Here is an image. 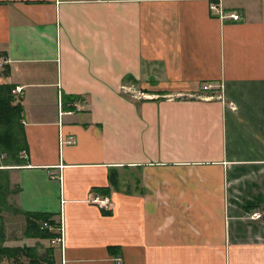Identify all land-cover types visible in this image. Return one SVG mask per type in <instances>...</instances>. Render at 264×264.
<instances>
[{
    "label": "crops",
    "instance_id": "0c3cea01",
    "mask_svg": "<svg viewBox=\"0 0 264 264\" xmlns=\"http://www.w3.org/2000/svg\"><path fill=\"white\" fill-rule=\"evenodd\" d=\"M0 54L27 145L4 246L41 247L32 212L55 264H264V0H0Z\"/></svg>",
    "mask_w": 264,
    "mask_h": 264
},
{
    "label": "trees",
    "instance_id": "16d2710c",
    "mask_svg": "<svg viewBox=\"0 0 264 264\" xmlns=\"http://www.w3.org/2000/svg\"><path fill=\"white\" fill-rule=\"evenodd\" d=\"M3 54H0L2 57ZM5 71V72H4ZM4 71L0 76H8L10 69L4 66ZM14 86L12 84H0V153L5 155V166L18 165L23 162L21 153L27 150L25 134L23 129L24 107L12 94ZM76 98L71 97L64 100L65 105L74 103ZM72 109V106H69ZM117 174H111V185H116ZM107 192V190L105 191ZM10 194L9 183L0 176V206ZM8 195V196H7ZM2 208V207H1ZM9 208V205H8ZM19 213V210H15ZM1 214V212H0ZM26 236L42 240H52L58 234L49 228H44V223L57 227L52 216L44 213L26 212ZM5 232L0 228V262L5 260L7 264H55L54 249L47 248L45 255H40L36 247H6L4 246Z\"/></svg>",
    "mask_w": 264,
    "mask_h": 264
},
{
    "label": "built area",
    "instance_id": "2783aa9c",
    "mask_svg": "<svg viewBox=\"0 0 264 264\" xmlns=\"http://www.w3.org/2000/svg\"><path fill=\"white\" fill-rule=\"evenodd\" d=\"M212 10L218 12L219 16L222 18V19H226V18H231L232 20L234 21H239L241 19V14L237 13H232L230 15H228L227 13H225L223 11V9H221L219 6H216L215 4H213L212 6ZM2 60L1 63H0V67H2L4 65V63H6V61ZM200 90L204 91V92H209V91H213L215 90V88L211 85V84H204ZM218 90V89H217ZM23 92V89L20 88V87H16L14 90H13V94L14 95H20L21 93ZM69 113H72L69 112ZM62 114V113H61ZM98 203L103 207V208H108L110 207V200L105 198L103 200H100L98 201ZM252 220H259L262 218V215L261 213L259 212H256V213H253L250 217ZM44 228H49L50 230L56 232L58 234V237L54 238L51 240V244L52 245H61L63 246L64 245V229H63V225L62 223L60 222V224H58L57 227H53L51 225H49L48 223H44L43 225Z\"/></svg>",
    "mask_w": 264,
    "mask_h": 264
},
{
    "label": "rangeland",
    "instance_id": "374dc122",
    "mask_svg": "<svg viewBox=\"0 0 264 264\" xmlns=\"http://www.w3.org/2000/svg\"><path fill=\"white\" fill-rule=\"evenodd\" d=\"M2 71H4V67H2L1 68V70H0V72H2ZM5 72V71H4ZM12 94H13V91H12ZM22 94V93H21ZM20 94V95H21ZM14 95V94H13ZM17 96H19V95H16L15 97H17ZM20 101H21V99H20ZM76 103L74 102V103H72V109H75L76 108V105H75ZM5 155H2L1 156V153H0V166L1 165H5V162H4V159H5ZM6 167V166H5ZM8 196V195H7ZM8 205H9V202H8V199H7V201H6V199L4 200V204L2 205L1 204V206H0V212H1V216H0V228H2L3 227V229L5 230V221H4V218H3V214L5 215V213H7V210H9V208H8ZM110 205H111V203H110ZM2 207V208H1ZM10 212V211H9ZM14 227H16V228H18V229H20V224L19 223H13L12 224ZM15 230L10 234V238H13L12 236L13 235H18L19 234V232H16V234H15ZM21 235V234H20ZM42 240V239H41ZM41 247L40 248H38V249H41V250H45L46 248H48V247H52V246H54V245H52L51 244V240H45L44 239V241H41V245H40ZM46 253H42L41 255H45Z\"/></svg>",
    "mask_w": 264,
    "mask_h": 264
}]
</instances>
